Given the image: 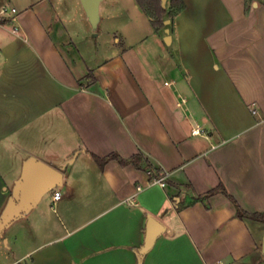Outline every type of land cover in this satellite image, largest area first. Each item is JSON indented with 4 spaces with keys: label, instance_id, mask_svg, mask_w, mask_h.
Instances as JSON below:
<instances>
[{
    "label": "crops",
    "instance_id": "crops-1",
    "mask_svg": "<svg viewBox=\"0 0 264 264\" xmlns=\"http://www.w3.org/2000/svg\"><path fill=\"white\" fill-rule=\"evenodd\" d=\"M184 2L155 29L136 0H102L97 34L80 0L12 5L17 21L0 23V264H264L263 221L239 218L222 192L195 200L222 183L264 211L252 113L264 114V0ZM138 152L169 171L165 186L93 156ZM40 163L60 181L11 218ZM152 218L163 231L144 251Z\"/></svg>",
    "mask_w": 264,
    "mask_h": 264
},
{
    "label": "trees",
    "instance_id": "trees-1",
    "mask_svg": "<svg viewBox=\"0 0 264 264\" xmlns=\"http://www.w3.org/2000/svg\"><path fill=\"white\" fill-rule=\"evenodd\" d=\"M139 6L143 9V11L150 17L151 23L155 29H159L165 26L166 19H170L180 10L185 8L184 0H168L167 6L162 5V0H136ZM252 0H246V3L251 2ZM88 78L90 81L95 80L93 73L88 74ZM96 161L100 164L101 167L110 160L116 159L121 164H134L137 168L143 169L150 174V178H158L164 174V170L159 167H155L152 161L148 156H146L143 152H138L128 158H124L118 153H111L106 156H99L93 154ZM222 192L224 193L234 204L236 208V215L242 219H251V220H258L264 222V211H247L245 210L237 199L227 191L226 187L220 183L217 187L209 190L204 194H198L195 197V200H203L205 201L210 195ZM194 200V201H195ZM2 232V231H0Z\"/></svg>",
    "mask_w": 264,
    "mask_h": 264
},
{
    "label": "water",
    "instance_id": "water-1",
    "mask_svg": "<svg viewBox=\"0 0 264 264\" xmlns=\"http://www.w3.org/2000/svg\"><path fill=\"white\" fill-rule=\"evenodd\" d=\"M86 15L91 23L92 29L97 34L99 22L101 20L100 4L102 0H80ZM168 0H162V5L165 7ZM170 19L165 22L170 23ZM166 36L164 38L167 44L172 41V35L170 28H166ZM61 178V171L54 168L53 166L40 163L29 179L25 183V189L23 192L22 199L19 201L17 209L12 213L11 218L16 214H19L26 206L33 202L34 198L38 193L43 190L55 187ZM5 223V221H4ZM3 223V225H4ZM163 231V225L160 224L156 219H150L147 226V235L143 250L146 251L154 244L157 236ZM262 247L264 250V237Z\"/></svg>",
    "mask_w": 264,
    "mask_h": 264
},
{
    "label": "built area",
    "instance_id": "built-area-1",
    "mask_svg": "<svg viewBox=\"0 0 264 264\" xmlns=\"http://www.w3.org/2000/svg\"><path fill=\"white\" fill-rule=\"evenodd\" d=\"M17 17H18V10H17L16 7L4 5L1 8V11H0V23L2 21H10V22L11 21H13V22L17 21ZM14 30L18 31L19 27L15 26ZM252 113L255 114V115H258L260 117V122H264V114L260 113V111L256 107L252 108ZM200 132H201L200 128H197V129L193 130V133H200ZM168 175H169V171H165L164 174L161 177H158V178L154 179V183H158V184H160L162 186H165L166 185V178L168 177ZM60 195H61L60 191H55L54 198H59Z\"/></svg>",
    "mask_w": 264,
    "mask_h": 264
},
{
    "label": "rangeland",
    "instance_id": "rangeland-1",
    "mask_svg": "<svg viewBox=\"0 0 264 264\" xmlns=\"http://www.w3.org/2000/svg\"><path fill=\"white\" fill-rule=\"evenodd\" d=\"M6 1V3L4 4V5H8V6H12V5H15V6H17V7H19V6H21V2H23V0H5ZM51 1H53V0H51ZM133 1V0H132ZM125 2H127V0H125ZM4 5H2V7L4 6ZM167 6V5H166ZM1 7V8H2ZM127 9V12L128 13H133L134 11H135V9L133 8V6H132V8L129 6V8L127 7L126 8ZM85 11V10H84ZM126 12V11H125ZM86 13V12H85ZM167 20V19H166ZM117 24V21L116 22H112V25H114V26H118V25H116ZM130 24V25H129ZM107 26V24H105L104 23V25L103 24H100L99 25V27H98V31H97V33L99 32V30L101 29V30H103L105 27ZM126 26V27H125ZM134 27V25H133V23H128V24H126V25H124L123 27L121 26L120 28H123V29H128V28H133ZM99 37H96L95 39H98ZM263 261V260H262Z\"/></svg>",
    "mask_w": 264,
    "mask_h": 264
}]
</instances>
